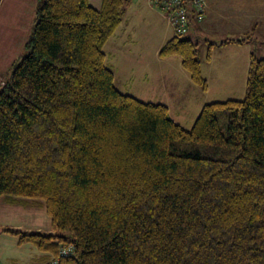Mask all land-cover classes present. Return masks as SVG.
<instances>
[{
  "label": "trees",
  "instance_id": "obj_1",
  "mask_svg": "<svg viewBox=\"0 0 264 264\" xmlns=\"http://www.w3.org/2000/svg\"><path fill=\"white\" fill-rule=\"evenodd\" d=\"M133 1L38 0L0 91V198L41 200L55 233L6 231L44 264H264V59L187 129L115 86L104 47ZM199 45L176 34L159 56L207 91Z\"/></svg>",
  "mask_w": 264,
  "mask_h": 264
},
{
  "label": "crops",
  "instance_id": "obj_2",
  "mask_svg": "<svg viewBox=\"0 0 264 264\" xmlns=\"http://www.w3.org/2000/svg\"><path fill=\"white\" fill-rule=\"evenodd\" d=\"M205 2L206 9L201 17L194 12L191 13V28L188 33L190 35L197 33L200 35L201 31L208 29L217 28L220 30L221 27H218L222 26V23H226V21L229 23L231 18L225 17V13L222 17V8L240 9L242 11L239 13H241L245 9L244 6H247L250 9L247 11L248 24H251L253 12L264 8V2L261 0H248V2L245 0H205ZM37 3L38 0L32 1L35 14ZM220 3L219 10H217L216 6ZM214 24H217V27ZM175 35L176 31L170 20L164 13L156 10L151 0H134L126 10L121 25L106 43L104 51L107 66L114 72L115 86L119 91L128 95L133 94L132 91L138 92L137 96L140 101L167 106L172 119L181 126L190 129L206 105L204 103L198 105V111L195 114V110L192 108L194 107L193 102L197 100L198 93L208 95L209 88L204 91L196 86L182 67L179 58L162 59L159 56L161 48ZM233 40L235 41L226 45L211 42L216 45L212 48L211 60L205 62L207 68L209 67L211 73L216 77L215 79L219 80L222 92L224 93L226 91L224 89L228 88L229 93L225 92L226 96L241 100L242 98L236 97L235 94L241 95L245 92L247 81L245 80L244 84L241 82L237 84L234 74L241 72L242 68H244V72L246 70L248 72L250 56L253 53L248 47H252L254 42L247 39L244 43L239 44L237 43L239 39ZM222 49L228 51L224 54L227 57L223 58V61L213 63L215 57H222ZM223 62L227 68L225 74L222 69ZM218 64L219 68L217 69ZM204 70L202 63V74L208 79L209 75L204 73ZM229 79L233 81L231 87L227 85ZM139 94L143 95L145 99L143 100ZM182 104H188L190 111L187 106ZM44 256L41 252L38 255L39 263L34 264H44L46 260Z\"/></svg>",
  "mask_w": 264,
  "mask_h": 264
},
{
  "label": "rangeland",
  "instance_id": "obj_3",
  "mask_svg": "<svg viewBox=\"0 0 264 264\" xmlns=\"http://www.w3.org/2000/svg\"><path fill=\"white\" fill-rule=\"evenodd\" d=\"M32 1L33 0H0V91L4 87V84L11 78L13 67L28 53L27 45L36 19ZM245 1L248 2V0ZM261 1L264 2V0ZM88 3L94 8H100L102 0H88ZM220 5L221 3L216 6L217 10H219ZM244 8V11L241 13H239V11H242L240 9L222 8V17L223 13H225V17H230L231 21L229 23L227 21L226 23H222V26L218 27H221L220 30L214 28L212 30L208 29L201 31V33H199L200 35H197V33L184 36L185 38L193 39L200 44L199 57L205 69L204 73H208L209 75V80L206 78L208 81L209 94H197V100L193 102L194 105L192 104L194 106L192 108L195 110V114L196 111H198V105L202 103L209 104L214 102H224L235 98L232 96H226L227 93H229L228 88L224 89L226 90L224 93L222 92L219 80L215 79L216 77L211 73L209 67L207 68L205 62L208 50L207 41L219 42L221 44L228 40L235 41L233 39H249L254 43L252 47L248 48L253 51L258 59H264V8H259L253 12L251 24H248L247 21V11L250 9H248L247 6H244ZM214 25L217 27V24ZM226 52H228L226 49H222V57H215L213 63L220 62L221 60L223 61V58L227 57L224 55ZM218 68L219 64L217 66V69ZM222 69L225 74L227 68L224 65V62L222 63ZM214 73L216 72L214 71ZM235 78L237 84L240 82L241 84H244L245 80L247 81L248 78L247 70L244 72V68H242L241 72L234 74V79ZM232 83L233 81H230L229 79L227 85L231 87ZM225 92L227 93L225 94ZM132 93L131 96L133 95L140 100L137 96L138 92L132 91ZM244 93L241 95L235 94V96L244 99L246 90ZM139 96L143 100L145 99L143 95L139 94ZM234 100H236V98ZM182 105L187 106L188 111H190L188 104ZM6 198V196L0 198V263H39L38 255H40L41 252L31 243L20 242L19 235L9 233L6 230L21 232L24 234H54L55 232L52 229L50 218L44 209H40L39 206L33 203L36 201L40 203L43 202L37 199H24V201L30 203H20L19 201V203L12 205L7 203Z\"/></svg>",
  "mask_w": 264,
  "mask_h": 264
},
{
  "label": "built area",
  "instance_id": "obj_4",
  "mask_svg": "<svg viewBox=\"0 0 264 264\" xmlns=\"http://www.w3.org/2000/svg\"><path fill=\"white\" fill-rule=\"evenodd\" d=\"M153 6L164 13L175 28L177 35H187L191 28V14L202 16L206 9L205 0H152ZM70 248L63 249L61 256L71 253ZM46 264H58V259Z\"/></svg>",
  "mask_w": 264,
  "mask_h": 264
}]
</instances>
